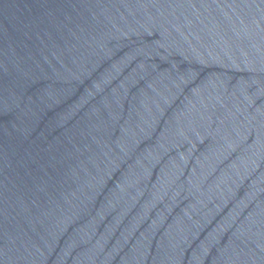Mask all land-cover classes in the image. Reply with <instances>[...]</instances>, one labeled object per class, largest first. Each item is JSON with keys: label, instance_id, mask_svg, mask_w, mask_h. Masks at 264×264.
<instances>
[{"label": "water", "instance_id": "95a60500", "mask_svg": "<svg viewBox=\"0 0 264 264\" xmlns=\"http://www.w3.org/2000/svg\"><path fill=\"white\" fill-rule=\"evenodd\" d=\"M0 264H264V0H0Z\"/></svg>", "mask_w": 264, "mask_h": 264}]
</instances>
